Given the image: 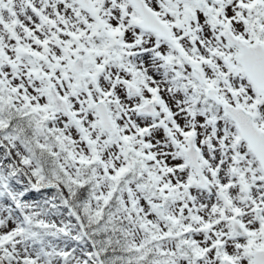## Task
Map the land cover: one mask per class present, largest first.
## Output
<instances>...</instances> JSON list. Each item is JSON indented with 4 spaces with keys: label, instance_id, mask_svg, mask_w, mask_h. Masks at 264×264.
Returning <instances> with one entry per match:
<instances>
[{
    "label": "snow or ice",
    "instance_id": "obj_1",
    "mask_svg": "<svg viewBox=\"0 0 264 264\" xmlns=\"http://www.w3.org/2000/svg\"><path fill=\"white\" fill-rule=\"evenodd\" d=\"M0 264H264V0H0Z\"/></svg>",
    "mask_w": 264,
    "mask_h": 264
}]
</instances>
